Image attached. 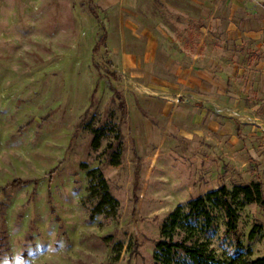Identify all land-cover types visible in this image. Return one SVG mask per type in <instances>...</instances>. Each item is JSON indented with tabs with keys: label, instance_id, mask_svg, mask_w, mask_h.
Segmentation results:
<instances>
[{
	"label": "rangeland",
	"instance_id": "1",
	"mask_svg": "<svg viewBox=\"0 0 264 264\" xmlns=\"http://www.w3.org/2000/svg\"><path fill=\"white\" fill-rule=\"evenodd\" d=\"M156 4L123 2L160 43L201 41L187 32L186 17L177 20L178 11L189 13L185 5L167 0L159 16H149ZM91 6L93 0H0V264H160L153 259L155 243L167 239L162 227L178 206L186 212L191 200L221 184L232 191L260 182L264 193V0L250 6L254 16L245 25L255 30L251 34L234 35L226 17L197 21L218 33L227 47L223 58L232 57L242 69L237 85L243 113L236 119L242 146L173 140L156 160L133 128L128 107L135 90L112 63L107 40L92 55L102 29L119 23V14L98 11L97 22L88 13ZM251 50L255 57L248 60ZM159 59H166L165 52ZM115 91L125 101V116ZM104 125L120 128L119 166H109L104 153L113 133L97 151L90 146V128ZM82 165L102 171L119 202L114 218L90 219L93 203L86 199ZM235 207L240 247L226 233L220 210L213 211L209 231L193 223L192 230H175L174 241L188 237V245L206 248L219 261L237 252L263 256L264 207L242 200ZM170 264L194 263L177 251Z\"/></svg>",
	"mask_w": 264,
	"mask_h": 264
},
{
	"label": "crops",
	"instance_id": "2",
	"mask_svg": "<svg viewBox=\"0 0 264 264\" xmlns=\"http://www.w3.org/2000/svg\"><path fill=\"white\" fill-rule=\"evenodd\" d=\"M93 1L99 11L119 14V23L109 22L105 28L106 40L112 63L135 90L129 116L133 128L141 131L139 135L153 150V160L173 140H194L208 148L242 146L243 136L236 121L243 113L244 94L237 85L242 69L232 57L223 58L227 47L217 38L218 33L197 21L226 17L234 25V35L251 34L255 30L245 22L254 16L250 7L254 0H173L191 13L178 11L177 20L186 17L191 25L189 35L192 32L202 37L200 42L188 40L181 45L176 40L160 43L139 13L123 5L127 0ZM152 1L157 4L149 16L157 17L167 0ZM161 52H165L166 59H159ZM254 52L247 51L248 60L255 57ZM203 159L208 160L206 156Z\"/></svg>",
	"mask_w": 264,
	"mask_h": 264
},
{
	"label": "trees",
	"instance_id": "3",
	"mask_svg": "<svg viewBox=\"0 0 264 264\" xmlns=\"http://www.w3.org/2000/svg\"><path fill=\"white\" fill-rule=\"evenodd\" d=\"M99 9L91 6L88 13L97 22L99 21ZM106 29H102V34L92 49L94 56L98 50L105 47ZM109 63V61H108ZM115 76L114 73H112ZM114 101L120 110L122 116L126 115L125 101L120 93L114 92ZM113 133V142L109 143L104 151L107 154L109 166H119L122 158V134L119 127L104 125L98 128H90L92 136L90 146L94 151L101 147V142ZM86 177L88 179L87 197L89 202L93 203L89 211L90 219L97 216L114 218L119 209V202L111 194L107 180L104 178L99 168L87 169ZM242 200L245 204H255L264 207V193L260 182H250L248 184H239L229 191L224 184L217 189L208 191L203 195L188 203L187 211L178 206L172 211L163 224L161 235L167 237L166 240H159L155 243V252L153 259L160 264H170V261L177 251H180L186 259L194 264H264V255L256 258H250L237 252L227 261H219L206 248L200 246L188 245L189 238L186 237L181 241H174L173 232L177 229L192 230L193 223H199L202 231L207 232L213 226V211L220 210L225 213L226 233L231 234L236 239L237 247L240 243L237 238V220L238 214L235 207L236 202ZM169 227L168 233L166 228ZM190 234V233H189Z\"/></svg>",
	"mask_w": 264,
	"mask_h": 264
}]
</instances>
